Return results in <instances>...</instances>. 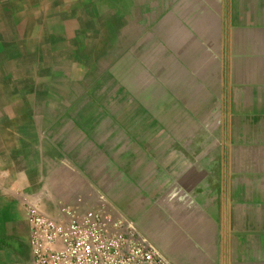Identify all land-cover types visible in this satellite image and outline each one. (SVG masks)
Here are the masks:
<instances>
[{
	"label": "crops",
	"instance_id": "obj_1",
	"mask_svg": "<svg viewBox=\"0 0 264 264\" xmlns=\"http://www.w3.org/2000/svg\"><path fill=\"white\" fill-rule=\"evenodd\" d=\"M145 3L96 109L0 112V264H31L25 199L112 207L169 264H264V0Z\"/></svg>",
	"mask_w": 264,
	"mask_h": 264
},
{
	"label": "rangeland",
	"instance_id": "obj_2",
	"mask_svg": "<svg viewBox=\"0 0 264 264\" xmlns=\"http://www.w3.org/2000/svg\"><path fill=\"white\" fill-rule=\"evenodd\" d=\"M145 1L0 0V112L35 113L44 125L41 113L96 109L98 69L122 56L131 36L138 45L140 21L155 14Z\"/></svg>",
	"mask_w": 264,
	"mask_h": 264
},
{
	"label": "built area",
	"instance_id": "obj_3",
	"mask_svg": "<svg viewBox=\"0 0 264 264\" xmlns=\"http://www.w3.org/2000/svg\"><path fill=\"white\" fill-rule=\"evenodd\" d=\"M24 204L31 264H169L108 207L80 210L59 205L56 217L50 218L27 199Z\"/></svg>",
	"mask_w": 264,
	"mask_h": 264
}]
</instances>
